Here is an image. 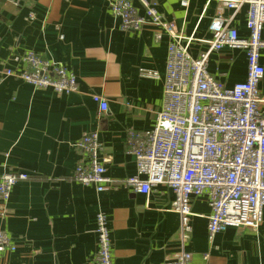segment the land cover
Instances as JSON below:
<instances>
[{
    "label": "crops",
    "instance_id": "0c3cea01",
    "mask_svg": "<svg viewBox=\"0 0 264 264\" xmlns=\"http://www.w3.org/2000/svg\"><path fill=\"white\" fill-rule=\"evenodd\" d=\"M111 1L0 0V174H30L15 184L7 216L0 215V229L16 246L0 256V264H93L100 210L109 218L115 264H166L180 247L173 190L160 184L145 194L127 183L137 173L129 131L155 124L172 38L153 24L121 30ZM150 1L177 32L192 38L187 45L195 57L210 51L214 32L226 25L219 17L248 35L247 4L235 10L217 0ZM29 50L73 71L78 89L59 93L7 75V68H22L17 57ZM260 61L264 66V49ZM208 70L233 86L246 79V53L211 50ZM259 88L264 115V76ZM94 95L107 99L106 112ZM93 131L111 179L101 192L73 179L75 167L87 162L77 143ZM191 208V264H264V217L256 230L228 227L210 241L207 195L193 196Z\"/></svg>",
    "mask_w": 264,
    "mask_h": 264
},
{
    "label": "built area",
    "instance_id": "2783aa9c",
    "mask_svg": "<svg viewBox=\"0 0 264 264\" xmlns=\"http://www.w3.org/2000/svg\"><path fill=\"white\" fill-rule=\"evenodd\" d=\"M138 2L137 6L135 2ZM222 7L239 9L248 5L243 37L226 25L217 29L211 50L224 47L242 49L247 58L244 81L227 86L208 70L210 51L195 57L188 51L192 38L176 31L150 0H112L111 13L121 30H138L153 24L171 38L165 71L164 101L154 126L142 132L129 131V151L134 155L137 173L127 179L135 190L148 194L153 185L169 186L175 199L172 210L179 214L180 247L166 264H191L193 253L187 243L193 232L191 199L207 195L211 214L208 237L213 241L228 227L256 230L264 217V115L260 82L264 76L261 50L264 49V0H217ZM183 5L187 1H182ZM144 10L140 14L139 9ZM186 39V43H184ZM20 70L7 68L5 73L20 78L36 88H53L59 93L78 89L77 75L57 61L44 58L34 50L17 57ZM155 76V72H148ZM100 110H108L107 99L94 95ZM87 156L79 163L73 179L83 185L104 190L111 182L101 156L102 141L97 131L86 132L77 143ZM27 172L0 174V215L6 217L12 191L19 181L28 180ZM98 249L93 264H115L113 239L107 214L96 215ZM15 244L5 229H0V256L14 251Z\"/></svg>",
    "mask_w": 264,
    "mask_h": 264
}]
</instances>
